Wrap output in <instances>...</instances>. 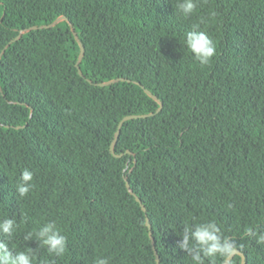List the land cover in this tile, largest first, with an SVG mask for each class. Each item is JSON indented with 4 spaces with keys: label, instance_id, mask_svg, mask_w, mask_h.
<instances>
[{
    "label": "trees",
    "instance_id": "16d2710c",
    "mask_svg": "<svg viewBox=\"0 0 264 264\" xmlns=\"http://www.w3.org/2000/svg\"><path fill=\"white\" fill-rule=\"evenodd\" d=\"M176 3L0 0V220L15 219L9 247L33 264H159L156 250L192 264L177 242L210 221L264 264L247 235L264 232V0H197L188 18ZM194 26L216 48L207 65L184 46ZM48 222L63 256L24 239Z\"/></svg>",
    "mask_w": 264,
    "mask_h": 264
},
{
    "label": "clouds",
    "instance_id": "9594fccd",
    "mask_svg": "<svg viewBox=\"0 0 264 264\" xmlns=\"http://www.w3.org/2000/svg\"><path fill=\"white\" fill-rule=\"evenodd\" d=\"M175 10L183 17H190L197 7V0H178ZM204 22L203 20L201 21ZM184 46L194 55L201 65H207L216 54V48L204 31L194 26L185 36ZM34 172L25 168L15 186L20 197H25L33 188ZM17 223L14 218L0 220V264H33L32 255L25 251H14L8 241L13 237ZM248 236H254L256 242L264 245V232L257 233L252 228L247 229ZM182 239L177 242L178 248L190 256L192 264H205V258L231 257L238 251L237 243L222 236L221 227L216 222L196 224L194 227L185 225ZM36 239L38 247H46L50 254L63 256L66 251L67 238L61 234L55 222H48L36 232H28L24 239ZM95 264H108L107 259L97 258Z\"/></svg>",
    "mask_w": 264,
    "mask_h": 264
},
{
    "label": "water",
    "instance_id": "95a60500",
    "mask_svg": "<svg viewBox=\"0 0 264 264\" xmlns=\"http://www.w3.org/2000/svg\"><path fill=\"white\" fill-rule=\"evenodd\" d=\"M62 20H67V16H66V15L60 16L59 18H57L54 22H52V23H50V24H45V25H41V26H33V27H31V28L25 29V30H23V31L20 33V35L17 37V39L20 38L21 35H22L25 31H29V30H31V29H37V28H39V27H41V28H44V27H51V26L56 25L57 23H59V22L62 21ZM73 31H74L75 35L78 37L77 31H76V29H75L74 27H73ZM80 42H81V41H80ZM81 45H82V51H81V54H80L79 60H78V62H77V66H78V68H79L80 73H82L80 63H81V61H82V59H83L84 52H85V47H84V45H83L82 42H81ZM124 79H125V78H123V77H121V78H116V79H113V80H109V81H106V82H102L101 85H108V84H111V83L117 82V81H119V80H124ZM146 90H147V92H148L150 95H152L154 98L159 99V98H158L156 95H154L149 89H146ZM160 102H161V101H160ZM161 105H163L162 102H161ZM161 107H162V106H161ZM138 116H139V115H135V114H134V115H128V116H126V117L121 121V123H120V125H119V128H118V130H117V132H116L115 139H114V141H113V143H112V147H111V149H112V152H113V153H115V145H116V142H117V140H118V137H119V134H120V131H121V128H122L123 122L126 121V120H128V119H131V118H134V117H138ZM116 155L121 156L122 154H116ZM127 185H128V187L130 188L131 192L134 193V191H133V189L131 188V184H130V182L128 181V179H127ZM137 198H138V200L141 202V204H142L144 210L147 212V209H146L145 205L143 204L141 198H140V197H137ZM148 221H149V220H148ZM149 226H151L150 223H149ZM156 254H157V260H158V263L161 264V262H160V256H159L157 250H156ZM236 254H241V255L243 256L242 264H246V256H245V254H243L239 249H238V251H237ZM233 257H234V255L231 256V257H228V258L226 259V261H225L224 264H229Z\"/></svg>",
    "mask_w": 264,
    "mask_h": 264
}]
</instances>
